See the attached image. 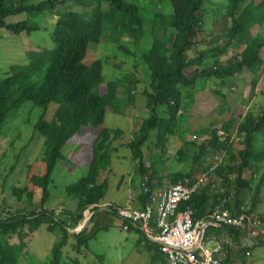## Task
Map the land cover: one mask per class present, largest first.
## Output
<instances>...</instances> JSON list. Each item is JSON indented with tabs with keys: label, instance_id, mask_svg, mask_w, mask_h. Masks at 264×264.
I'll return each instance as SVG.
<instances>
[{
	"label": "trees",
	"instance_id": "16d2710c",
	"mask_svg": "<svg viewBox=\"0 0 264 264\" xmlns=\"http://www.w3.org/2000/svg\"><path fill=\"white\" fill-rule=\"evenodd\" d=\"M30 1L0 0V31L12 36L31 35L39 31L41 19L46 14L55 13L58 5L70 0H43L38 4ZM157 2L168 3L172 11L163 14L156 10L152 20L147 22L139 8L128 0H90V7L85 11L68 15L63 28H53L50 33L53 49L28 52L27 62L10 66L7 77L0 80V136L10 113L27 102L40 108L43 113L34 130L44 139L41 162L45 169L42 176L30 179L31 185L40 190L39 211L3 217L4 210H0V264H18L28 247L27 240L43 226L47 233H60L59 242L51 251L50 264H80L77 259L70 263L64 260L63 249L70 238L75 241L74 249L78 255L81 248H88L85 232L71 235L66 229H73L83 219L85 211L97 210L108 192V181L102 174L110 168L113 144L124 133L104 128L103 124L109 111L122 115L133 97L135 84L131 74L115 76L106 82L102 62L98 59L85 64L90 43L109 42L117 45L118 51L128 53L122 40L135 30L137 44H150L141 55L151 77L142 93L149 116L138 122L127 149L137 164L136 172L142 180L148 177L152 189H155L156 170L144 165V150L145 153L147 150L144 145L154 132L155 146L162 150L178 131L181 89L192 88L199 80L236 77L247 72L248 65L257 61H261L260 72L264 70V0H227L222 30L212 33L209 41L204 40L205 49L194 56H190V52L199 46L197 39L203 34L204 8L212 0ZM22 14L26 15L25 21L6 23L9 16ZM206 61L212 63L204 69L202 65ZM120 84H124L123 99L119 98ZM51 104L57 109L52 121H46L45 113ZM218 109L223 113L229 111L230 106L224 103ZM94 129L101 131L92 143L88 170L77 183L65 189L69 197L79 199L74 212H63V216L73 221L74 225H68L61 217L43 208L50 197L49 183L56 165L65 161L62 150L68 141ZM233 129L234 133H231ZM206 133L208 139L199 142V151L193 157L189 172L172 174L171 183L192 181L205 175L188 203L197 219L207 216L211 207L222 198L213 178L230 189L225 195L232 199L235 208L250 198V210H254L259 203V185L264 181L263 172L258 183L252 186L251 178L264 164V109L256 114L241 115L236 126L232 119L221 122L220 129L210 125ZM222 151L226 153L225 162L208 173L207 162L211 154ZM247 174L250 178H246ZM26 191L15 190L13 194L17 199L19 197L18 201L25 193L32 197ZM110 210V215L115 216V210ZM212 229L209 228L206 235ZM226 231L232 246L223 243V262L245 264L249 249L241 247L239 231L232 227H226ZM147 244L152 252V264H166L158 245L150 241Z\"/></svg>",
	"mask_w": 264,
	"mask_h": 264
},
{
	"label": "rangeland",
	"instance_id": "374dc122",
	"mask_svg": "<svg viewBox=\"0 0 264 264\" xmlns=\"http://www.w3.org/2000/svg\"><path fill=\"white\" fill-rule=\"evenodd\" d=\"M42 1L31 0L30 3L38 4ZM128 1L139 8L140 15L147 22L152 20L156 10L163 14H170L172 11L168 3L159 4L157 0ZM226 1L212 0V3L205 6L203 34L197 39L199 46L190 52V56L204 50L206 47V44L203 43L204 40L209 41V36L212 33L215 34L222 30L223 25L221 23L226 13ZM87 7H90V0H70L64 5H58L55 13H48L43 20L41 19L39 31L31 35L12 36L0 31V80L7 77L10 66L25 64L28 52L53 49L54 44L50 39L53 28H63V24L70 13L85 11ZM25 20L26 15L24 14L13 15L6 19V23L12 25ZM122 45L128 50V53L118 51L117 45L109 42L90 43L84 60L87 65L97 59L100 60L102 62V75L106 82L115 76L128 74L133 75L135 79V84L132 87L133 97H130L129 104L123 110L122 115L109 111L103 124L104 128L121 130L124 133L112 147V155L117 156L118 161H112L111 168L113 171L110 179L115 177L117 183L121 181V177L125 179L118 191L114 189L113 185L110 186V197L114 198L115 207L118 208L124 207V205H119L122 204L127 195L124 184L127 182L128 176L130 175L133 186L136 188L138 185H135L136 182L141 179L137 172L135 175L133 174L137 164L132 161L127 144L132 138L138 122L149 116L145 108V97L142 93L151 81L150 73L141 61L142 53L149 48L150 44L145 42L137 44L135 30H132L131 35L123 38ZM211 63V61H206L202 68L210 67ZM261 67V61H257L248 65L247 72L236 77L223 80H199L194 87L181 89L178 131L162 150L155 146L154 132L150 134L144 145L147 150L146 153L144 150L143 162L145 167L155 168L156 176L153 179L155 185H170L172 184V174L189 172L193 157L199 151V142L208 139L206 128L210 125L220 129L221 122L232 119L234 126H236L241 115L244 117L247 112L256 114L264 109V70L260 72ZM222 82H224L223 86L220 85ZM124 91V84H120V99L124 98ZM224 103L226 106H230V110L220 113L218 108L224 106ZM56 109L55 104L49 105L44 119L52 121ZM42 113L40 108L27 102L20 109L10 113L6 120L3 133L0 136V210H4L3 217L9 216V214L27 215L30 212H37L41 208L40 190L31 185L30 179L34 176H42L45 170L44 164L41 162L44 153V139L34 130V126L41 118ZM100 131V129L87 131L88 142H92ZM231 133H234V129ZM194 135L196 136L195 139L193 138ZM88 142L86 141V144L78 147L77 150H74L69 142L63 148L62 153L65 162H59L52 173L48 187L50 197L45 206L47 210L61 208L65 211H75L77 209L79 199L69 197L65 189L77 183L86 174L85 164L89 155ZM75 151L83 152L77 161L74 160L75 158L73 159ZM214 155L215 153L211 154V158L207 162L208 165ZM263 172L264 164L251 178L252 186L258 183ZM246 178H250L249 174L246 175ZM213 182L222 197L230 190L216 178H213ZM25 189L26 192L32 194V197L25 193L18 201L19 197L17 199L14 196V191ZM258 200V209L261 217L264 218V181L259 185ZM246 201L250 202V198H247ZM110 217L114 220L113 216ZM56 220L60 222L59 219ZM216 235L219 236L218 233ZM59 237V231L50 234L47 233L44 226L41 227L27 240L28 247L18 264H50L51 251L54 245L59 242ZM125 237H128L127 232L117 226H110L107 232L99 233L87 244L89 247L87 254L85 249L81 248L79 256L74 249L75 241L70 238L67 246L63 249L64 260L70 263L77 259L80 264H131L130 261L134 255L130 253V244L123 241ZM212 238L216 239L214 231H212ZM213 247L214 244L209 246V248ZM127 257L128 260L125 262Z\"/></svg>",
	"mask_w": 264,
	"mask_h": 264
},
{
	"label": "built area",
	"instance_id": "2783aa9c",
	"mask_svg": "<svg viewBox=\"0 0 264 264\" xmlns=\"http://www.w3.org/2000/svg\"><path fill=\"white\" fill-rule=\"evenodd\" d=\"M225 157V151L215 153L208 173L224 163ZM204 176L170 184L160 190L150 188L148 177H143L141 191L144 204L140 208L126 205L115 210L122 229L127 230L130 225L138 227L158 245L166 264H226L221 257L224 242L206 235L215 223L237 229L241 237L263 241L264 222L244 204L235 208L228 196L214 204L206 217L195 218V212L188 203ZM211 244H214L213 248H209Z\"/></svg>",
	"mask_w": 264,
	"mask_h": 264
},
{
	"label": "crops",
	"instance_id": "0c3cea01",
	"mask_svg": "<svg viewBox=\"0 0 264 264\" xmlns=\"http://www.w3.org/2000/svg\"><path fill=\"white\" fill-rule=\"evenodd\" d=\"M87 139H88L87 133H84L82 135L74 136L68 142L71 144V146L73 147L74 150H77L78 147L84 146L86 144V141L88 142ZM93 141H94V139H93ZM93 141L88 142V144H87V146H88L87 148H89V155L87 157V159H88L87 163L85 164V162H84L86 172L88 170L89 162L91 159V146H92ZM81 151H78V152L75 151L74 152L73 159L75 158L74 159L75 161L79 160L80 156L83 154V152H81ZM111 159H112V161L113 160L118 161L117 156L115 157L112 155ZM112 161H111L110 168H108L102 174V178L106 179L108 181V192L105 195L104 199L102 201H100L99 204L97 205L98 209L99 208L100 209H110L111 208V209L116 210L118 208V207H115L114 198L110 197V193H111L110 186L113 185L114 189L116 191H118V190H120L122 183L124 182L125 179L123 177H121V181L118 183H117V179L115 177L112 180L110 179V175L112 174V171H113L111 168ZM61 162H65V161H61ZM135 173H136V169L133 170L134 175H135ZM140 178L141 179H138V181L135 184V185L138 184L137 188H136L135 186H133V180L131 179L130 175L128 176L127 182L124 184V187L127 190V195H126V198L124 199V201L122 202V204H120L119 206L130 205L134 208H140L144 204L145 199H144L143 193L141 191L142 177H140ZM166 186H168V185L167 184L155 185V189L160 190ZM244 205L248 206L249 209L251 208L250 202H248V201H246V203ZM45 206H46V204L44 205L43 208L45 210H47L45 208ZM105 206H107V207H105ZM47 211H49V210H47ZM51 211L55 214V216L61 217V219L64 222H66L68 225L73 224L72 219L63 216V212H74V211H65L64 209H61V208L51 210ZM89 212H90L89 210L85 211L83 213V217L86 214H88ZM251 212L254 215L258 216L264 222V218L261 217V214L259 212L258 205ZM110 216H111L110 213H100V214L94 216L90 220V222L87 224V226L83 230V232H85V237L87 238L88 244L99 233L107 232L108 227H110V226H117L118 228L122 229L121 224H120L121 222H120L119 218L115 215V216H113L114 220H112ZM80 227H81V221L76 223L75 227L73 229H79ZM211 228H213V229L210 230L208 235L210 237H212V231H214L216 239L218 241H223L225 244L224 236H223L221 230L219 228L214 227V225H212ZM124 231L127 232L128 237H125L123 241L130 244V246H131L130 253H132L134 255L131 258L130 263L131 264H152V261H151L152 252L149 250V245L147 244V241H150V242H152V241L149 240L145 236V234L138 227H136L134 225H130L128 227V229L124 230ZM216 233H218L219 236L216 235ZM241 239H242V246L241 247L249 249L245 264H264V240L260 241L257 239H252L250 237H241ZM253 240L255 242H253ZM227 241H228V245L232 246V243H231V241L228 240V238H227ZM152 243H154V242H152ZM234 247H235V249H237V247L235 245H234ZM238 250H240V249H238ZM84 251L86 252V254L89 252L88 250H84ZM221 257L223 258V255H221ZM127 260H128V257L125 259V262Z\"/></svg>",
	"mask_w": 264,
	"mask_h": 264
},
{
	"label": "water",
	"instance_id": "95a60500",
	"mask_svg": "<svg viewBox=\"0 0 264 264\" xmlns=\"http://www.w3.org/2000/svg\"><path fill=\"white\" fill-rule=\"evenodd\" d=\"M112 211L110 210V209H97V210H95V211H91V212H89L88 214H86L84 217H83V219L81 220V227L79 228V229H66L67 231H68V233L69 234H71V235H77V234H79V233H81V232H83V230L85 229V227L87 226V224L90 222V220L94 217V216H96V215H98V214H100V213H111ZM39 216H41V215H39ZM28 220H31V219H33V218H27ZM3 223V222H2ZM214 227H216V228H219L220 230H221V232H222V234H223V236H224V240H225V244L226 245H228V241H227V231H226V228L225 227H223V226H221V225H219V224H214ZM253 242H255L254 240H253Z\"/></svg>",
	"mask_w": 264,
	"mask_h": 264
}]
</instances>
